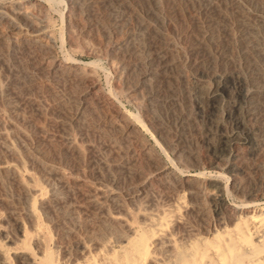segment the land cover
Here are the masks:
<instances>
[{"label": "bare ground", "instance_id": "1", "mask_svg": "<svg viewBox=\"0 0 264 264\" xmlns=\"http://www.w3.org/2000/svg\"><path fill=\"white\" fill-rule=\"evenodd\" d=\"M0 264H264V0H0Z\"/></svg>", "mask_w": 264, "mask_h": 264}, {"label": "rangeland", "instance_id": "2", "mask_svg": "<svg viewBox=\"0 0 264 264\" xmlns=\"http://www.w3.org/2000/svg\"><path fill=\"white\" fill-rule=\"evenodd\" d=\"M64 4V3H63ZM61 5L60 6V8H61V10H64L65 9V6L64 5ZM53 17H54V19L55 20H57V21H60V15L59 14H54L53 15ZM78 58L79 59H82V60H84V61H91V60H93V58L92 57H86V56H84V57H82V56H78ZM100 70V71H99ZM98 70V76H99V79H100V81H101V84L105 87V88H109V83H108V81L106 80L107 78V76H106V70H105V72L103 71V70H101V69H99ZM103 72H104V74H103ZM106 80V81H105ZM106 83H108L107 84V87H106ZM126 103V102H125ZM128 103H126V104H124L125 105V107L127 108V109H129V110H134L133 109V107L131 106V105H127ZM194 110V109H193ZM196 113H198V112H196Z\"/></svg>", "mask_w": 264, "mask_h": 264}]
</instances>
